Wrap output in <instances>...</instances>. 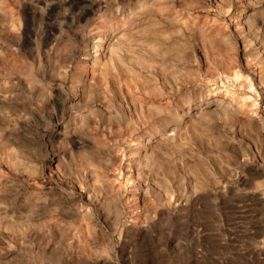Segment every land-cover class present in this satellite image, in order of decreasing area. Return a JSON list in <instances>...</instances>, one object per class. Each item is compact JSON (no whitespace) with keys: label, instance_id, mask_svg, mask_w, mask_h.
Returning a JSON list of instances; mask_svg holds the SVG:
<instances>
[{"label":"rangeland","instance_id":"374dc122","mask_svg":"<svg viewBox=\"0 0 264 264\" xmlns=\"http://www.w3.org/2000/svg\"><path fill=\"white\" fill-rule=\"evenodd\" d=\"M0 264H264V0H0Z\"/></svg>","mask_w":264,"mask_h":264},{"label":"bare ground","instance_id":"6f19581e","mask_svg":"<svg viewBox=\"0 0 264 264\" xmlns=\"http://www.w3.org/2000/svg\"><path fill=\"white\" fill-rule=\"evenodd\" d=\"M235 80H238V76L237 74L235 76H233Z\"/></svg>","mask_w":264,"mask_h":264}]
</instances>
